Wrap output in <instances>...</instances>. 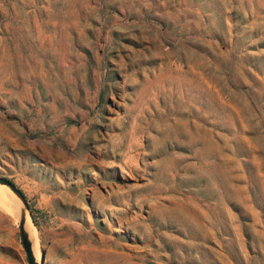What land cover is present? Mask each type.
Segmentation results:
<instances>
[{
    "label": "rangeland",
    "instance_id": "374dc122",
    "mask_svg": "<svg viewBox=\"0 0 264 264\" xmlns=\"http://www.w3.org/2000/svg\"><path fill=\"white\" fill-rule=\"evenodd\" d=\"M0 177L46 264H264V0H0Z\"/></svg>",
    "mask_w": 264,
    "mask_h": 264
},
{
    "label": "water",
    "instance_id": "95a60500",
    "mask_svg": "<svg viewBox=\"0 0 264 264\" xmlns=\"http://www.w3.org/2000/svg\"><path fill=\"white\" fill-rule=\"evenodd\" d=\"M0 184L8 186L18 196V198L22 201V204L25 207V209L29 212V216L31 217L28 201L22 190H20L11 180L4 177H0ZM26 223L27 220L25 215L23 214V216H21L19 227H20L22 244L27 254L28 264H45V252L42 253L40 262H37L35 252L33 249V244L31 243L29 235L26 233L25 230Z\"/></svg>",
    "mask_w": 264,
    "mask_h": 264
},
{
    "label": "bare ground",
    "instance_id": "6f19581e",
    "mask_svg": "<svg viewBox=\"0 0 264 264\" xmlns=\"http://www.w3.org/2000/svg\"><path fill=\"white\" fill-rule=\"evenodd\" d=\"M18 198V197H17ZM17 198H15L7 189H5L4 187H0V205L3 207L2 209H4L12 218L16 223H20L21 220V216H23V214H25L27 212V210L25 209V207L22 204V201L18 198L19 202L21 203V206L17 200ZM28 214H26L27 216ZM29 216L26 217L27 222L29 223L30 218L28 219ZM31 222V221H30ZM20 226V224H19ZM28 224H26L25 230L26 233L29 235V238L31 240V237L33 239H36V234L34 231L31 232V237L27 228ZM29 227V226H28ZM31 228V227H30ZM34 228V226H33ZM32 229V228H31ZM35 230V229H33ZM31 231V230H30ZM36 231V230H35ZM32 241V240H31ZM37 242V241H36ZM34 249V246H33ZM35 252V249H34ZM37 262H40L41 256H40V252L35 253Z\"/></svg>",
    "mask_w": 264,
    "mask_h": 264
},
{
    "label": "trees",
    "instance_id": "16d2710c",
    "mask_svg": "<svg viewBox=\"0 0 264 264\" xmlns=\"http://www.w3.org/2000/svg\"><path fill=\"white\" fill-rule=\"evenodd\" d=\"M29 208H30V206H29ZM30 213H31V216H32L33 220H35V218H34V212H33V210L31 208H30Z\"/></svg>",
    "mask_w": 264,
    "mask_h": 264
},
{
    "label": "crops",
    "instance_id": "0c3cea01",
    "mask_svg": "<svg viewBox=\"0 0 264 264\" xmlns=\"http://www.w3.org/2000/svg\"><path fill=\"white\" fill-rule=\"evenodd\" d=\"M46 264V263H45Z\"/></svg>",
    "mask_w": 264,
    "mask_h": 264
}]
</instances>
